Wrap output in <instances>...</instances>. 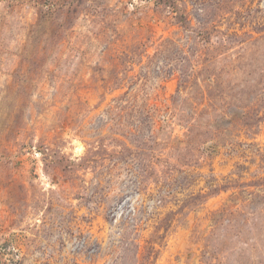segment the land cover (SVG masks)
<instances>
[{
  "label": "rangeland",
  "instance_id": "374dc122",
  "mask_svg": "<svg viewBox=\"0 0 264 264\" xmlns=\"http://www.w3.org/2000/svg\"><path fill=\"white\" fill-rule=\"evenodd\" d=\"M0 264H264V0H0Z\"/></svg>",
  "mask_w": 264,
  "mask_h": 264
}]
</instances>
